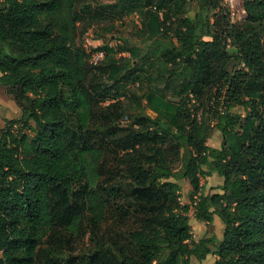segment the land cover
<instances>
[{
    "label": "trees",
    "instance_id": "obj_1",
    "mask_svg": "<svg viewBox=\"0 0 264 264\" xmlns=\"http://www.w3.org/2000/svg\"><path fill=\"white\" fill-rule=\"evenodd\" d=\"M73 2L0 0V84L19 107L0 129V264H193L209 253L211 264H264V0H242L244 27L220 0L79 2L66 17ZM132 13L141 39L104 43L91 62L75 22ZM121 96L142 108L126 124ZM214 130L219 147L207 144ZM213 173L222 192L205 193ZM191 208L206 224L218 216L221 237L195 240ZM84 218L92 250L64 256L61 233Z\"/></svg>",
    "mask_w": 264,
    "mask_h": 264
},
{
    "label": "rangeland",
    "instance_id": "obj_2",
    "mask_svg": "<svg viewBox=\"0 0 264 264\" xmlns=\"http://www.w3.org/2000/svg\"><path fill=\"white\" fill-rule=\"evenodd\" d=\"M116 0H80L73 2V7L70 9L69 7H65L63 10L64 15L67 17L71 16L72 10H79L80 5L79 2H85L88 3L91 6V9L100 10L101 5H105L108 3H113ZM198 2L194 1L189 4L187 15L190 17H193L194 14L198 11ZM81 13V11H80ZM85 17H86V13ZM98 17V16H97ZM114 18V19H111ZM238 26L244 27L245 25V19H241L240 21L236 22ZM75 41L77 44H80L86 52L92 54L93 49L103 45L104 43H109L110 45H114L115 43L119 42L118 37H126L131 40V42H138L141 37L138 34L137 26L139 25V18L137 17V14L132 13L128 16H124L122 19H117L115 17H99L93 20H85V24L83 25L82 22L78 19L75 22ZM112 25V28L107 31V28H110ZM86 27V30L84 33H81V30ZM113 33V34H112ZM115 35V36H114ZM234 48L233 45H231L230 39L228 40V49ZM90 60V59H89ZM240 66V63L237 59H234L230 62L228 65L229 70L237 69ZM136 88V87H135ZM121 101L123 102V106L126 109V113L122 116L121 122L123 124H126L129 122L130 118L129 115L132 113H138L142 110L137 104H134V101L129 98L121 96L119 97ZM214 101V99H212ZM212 104V102H211ZM209 104V105H211ZM141 105H144V101L141 102ZM204 104L200 105L195 103L194 108L197 109V111L200 113L202 110L206 112L207 115L210 114V117L213 119V109L211 106ZM204 107V109H202ZM209 107V108H208ZM145 112H147L150 115H153L152 112H150L148 109H145ZM19 115V107L16 105V103L13 101L11 96H9L6 91L5 87L0 84V129L8 127L10 125V120L17 118ZM213 121V120H212ZM33 125V124H31ZM13 129L15 131L19 132H27L28 134H31V130L28 128H23L18 124H14ZM221 142V136L217 130H214L210 137L207 139V144L209 145H216L220 146ZM107 177V174L105 173V170H101V176L99 182H102V180ZM220 180H222V177L218 176ZM206 176L201 178L202 183V190L203 192L209 193L210 191H217L218 188V182H217V176L213 178H209L211 186L206 187ZM187 181V180H186ZM185 183L188 182H180L181 185V201L187 202L186 198V192L187 188ZM189 187V184H188ZM189 217V223L191 225V230L193 233V238L197 240L200 237H206L210 235H215L217 238H220L223 231V223L220 220V218L216 215L213 217V221L210 224H206L203 221H198L194 217V210L191 208L188 212ZM84 223L82 226V229L70 236L68 233H61V240L57 241L59 243L61 249L64 251V256H84L89 250H92L94 244H95V238L90 234L88 229L89 221H87L86 218H84ZM115 230L123 231L125 226H121V222L115 221L114 222ZM85 230L86 233H85ZM121 242L126 243L127 239L125 237L121 236ZM45 246V245H43ZM216 256L213 253H209L204 259H197L194 256L191 257V263L193 264H211L215 260Z\"/></svg>",
    "mask_w": 264,
    "mask_h": 264
},
{
    "label": "built area",
    "instance_id": "obj_3",
    "mask_svg": "<svg viewBox=\"0 0 264 264\" xmlns=\"http://www.w3.org/2000/svg\"><path fill=\"white\" fill-rule=\"evenodd\" d=\"M220 3L227 11L230 22L236 23L245 18L242 0H220ZM102 55V51H97L92 54L90 61L95 63L98 59L102 58Z\"/></svg>",
    "mask_w": 264,
    "mask_h": 264
},
{
    "label": "crops",
    "instance_id": "obj_4",
    "mask_svg": "<svg viewBox=\"0 0 264 264\" xmlns=\"http://www.w3.org/2000/svg\"><path fill=\"white\" fill-rule=\"evenodd\" d=\"M212 146H215V147H219V146H216V145H212ZM217 176V182H218V188H217V191H210L209 193H213V192H222V190L219 188L220 187V185L222 184V182H223V179L222 180H220V178L218 177V175L216 174V173H213L212 175H210V176H206V187H209V186H211V184H210V181H209V178H213V177H216ZM176 182H178L179 184H180V182H187L186 181V179H184V178H181V179H177L176 180ZM185 184H187L186 185V188L188 189L189 187H188V183H185ZM207 193V192H206Z\"/></svg>",
    "mask_w": 264,
    "mask_h": 264
},
{
    "label": "water",
    "instance_id": "obj_5",
    "mask_svg": "<svg viewBox=\"0 0 264 264\" xmlns=\"http://www.w3.org/2000/svg\"><path fill=\"white\" fill-rule=\"evenodd\" d=\"M228 51L229 52H237V48H229Z\"/></svg>",
    "mask_w": 264,
    "mask_h": 264
}]
</instances>
